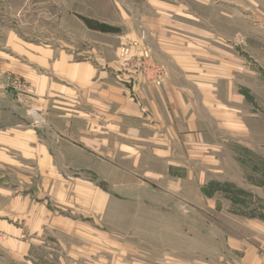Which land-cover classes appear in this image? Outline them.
I'll return each instance as SVG.
<instances>
[{
	"label": "crops",
	"instance_id": "1",
	"mask_svg": "<svg viewBox=\"0 0 264 264\" xmlns=\"http://www.w3.org/2000/svg\"><path fill=\"white\" fill-rule=\"evenodd\" d=\"M155 32L157 40L155 35L148 40L153 55L170 70L160 88L141 80L133 86L118 83L112 70L118 48L115 58L106 61L100 56L75 59L63 48L26 42L12 33L0 41V88L8 74L19 76L29 88L21 96L0 93L2 174L8 166L18 165L20 170L22 161L28 164L23 187L1 186L0 194L10 204L0 213V231L7 236L0 240V264H201L188 263L169 247L158 248L138 236L121 234L117 224L107 228L103 218L114 198L110 193L119 189L116 179L121 178L125 162L135 167L144 185H154L164 196L181 195L190 185L197 195L196 203L188 202L190 206L211 205L202 197L200 168L208 121L213 129H220L218 118L224 116L227 134L239 128L227 117L233 101L230 80H226L224 103H214L216 95L203 100L201 89L207 85L188 75L187 66L179 62L176 38L170 36L168 44L164 42V51L159 45L165 31ZM134 38L130 31L120 38V45ZM28 106L51 114L46 134L28 130ZM58 161L68 170L91 173L108 184L109 191L90 180L78 181L74 174L63 177L57 171ZM46 171L60 182L56 179L51 194L43 198L40 186L33 189L29 184L36 182L37 175L47 176ZM52 193L67 211L78 207L79 216L55 214ZM152 205L177 208L170 201ZM242 226L241 232L226 237V264H264V223L247 219Z\"/></svg>",
	"mask_w": 264,
	"mask_h": 264
},
{
	"label": "rangeland",
	"instance_id": "2",
	"mask_svg": "<svg viewBox=\"0 0 264 264\" xmlns=\"http://www.w3.org/2000/svg\"><path fill=\"white\" fill-rule=\"evenodd\" d=\"M80 18L113 25L119 33L98 35ZM158 28L165 31L159 45L161 50L165 51L164 42L167 43L170 36L175 37L176 51L182 57L179 62L187 66V74L199 77V82L207 86L215 82L210 89L203 85V100L216 95L214 103H224L226 80H230L233 101L227 117L239 128L227 134L224 116H219L217 122L223 128L213 129L210 121L209 126L206 124L204 160L200 168L202 197L212 202L211 205L190 206L188 202H197L190 185H185L183 195L164 196L154 185H144L145 180L135 167L125 162L121 178L116 179L121 191L110 193L114 198L103 218L107 228V224H117L119 233L138 236L142 242L148 241L158 248L169 247L179 252L180 257L185 256L188 263L226 264V237L241 232L247 219L264 223V0H0V41L12 33L26 42L63 48L73 53L75 59H82L83 55L100 56L106 61L115 58L118 48L112 70L118 83L125 82L129 86L141 80L160 88L170 77L169 68L155 59L148 42L154 35L157 40L155 30ZM130 31L135 33V38L120 45V38ZM125 53L132 57V62L147 54L150 64L162 67L165 74L155 77V73L143 70V75L136 76L123 71L121 59ZM151 77L163 81L156 85ZM16 78L23 81L14 74L5 76L0 93L26 95L29 88L25 82L22 92L14 89ZM49 116L51 114H41L28 106L25 112L28 130L46 134L44 128ZM202 116L205 122L207 114ZM2 148L0 145V150ZM21 163L20 170L18 165H11L3 169V174L4 167L0 164V190L5 184L23 187L21 181L27 176L28 164ZM57 164V171L63 177L74 174L78 181L90 180L92 185L109 191V185L91 173L68 170L61 161ZM46 172L47 176L37 175L33 178L36 182L29 184L33 189L40 186L43 198L51 194L50 187L56 179L60 182V178ZM53 197L52 193L50 200L55 214L79 216L78 207L67 211ZM9 201L0 194V213L8 207ZM168 201L175 202L177 208L152 205L168 204ZM182 231L186 239L180 237ZM6 237L0 231V240Z\"/></svg>",
	"mask_w": 264,
	"mask_h": 264
},
{
	"label": "built area",
	"instance_id": "3",
	"mask_svg": "<svg viewBox=\"0 0 264 264\" xmlns=\"http://www.w3.org/2000/svg\"><path fill=\"white\" fill-rule=\"evenodd\" d=\"M121 67L123 71H130L132 75L136 74V76L143 75V70L155 73V77L160 76V74H165L164 69L162 67L157 65L153 66L150 64V59L148 58L147 54H144L143 57L133 60L132 62V57H128L125 53V55L122 56L121 59ZM153 78L154 77H151L150 80H152V82L154 81L153 83L156 85H160L163 81L161 80V78L160 80ZM13 81L14 89L19 92H22L24 90L23 88L25 87L23 81L21 82L19 78H16Z\"/></svg>",
	"mask_w": 264,
	"mask_h": 264
},
{
	"label": "trees",
	"instance_id": "4",
	"mask_svg": "<svg viewBox=\"0 0 264 264\" xmlns=\"http://www.w3.org/2000/svg\"><path fill=\"white\" fill-rule=\"evenodd\" d=\"M84 25L95 32L103 33V34H117L119 33V29L113 26L103 24L88 18H80Z\"/></svg>",
	"mask_w": 264,
	"mask_h": 264
}]
</instances>
